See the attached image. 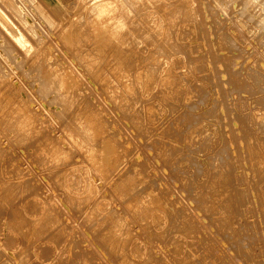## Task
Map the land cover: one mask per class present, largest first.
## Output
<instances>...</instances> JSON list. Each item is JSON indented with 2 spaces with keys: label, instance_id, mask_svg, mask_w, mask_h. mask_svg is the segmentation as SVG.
I'll list each match as a JSON object with an SVG mask.
<instances>
[{
  "label": "rangeland",
  "instance_id": "374dc122",
  "mask_svg": "<svg viewBox=\"0 0 264 264\" xmlns=\"http://www.w3.org/2000/svg\"><path fill=\"white\" fill-rule=\"evenodd\" d=\"M8 1L0 160L36 218L17 260L264 264V0Z\"/></svg>",
  "mask_w": 264,
  "mask_h": 264
},
{
  "label": "bare ground",
  "instance_id": "6f19581e",
  "mask_svg": "<svg viewBox=\"0 0 264 264\" xmlns=\"http://www.w3.org/2000/svg\"><path fill=\"white\" fill-rule=\"evenodd\" d=\"M115 1V0H114ZM130 1V0H129ZM5 2H9L8 0H5ZM120 3V2H119ZM118 5V4H117ZM108 7V6H107ZM117 7V6H116ZM119 8V7H117ZM123 8V7H122ZM1 15V14H0ZM1 18V17H0ZM1 22V21H0ZM109 22V21H108ZM2 24V23H1ZM5 24V22H4ZM3 24V25H4ZM109 24V23H108ZM99 25V22H98ZM8 26V25H7ZM95 28V26H94ZM93 28V29H94ZM111 28V27H110ZM114 28V27H113ZM7 29V28H6ZM12 30V28H9ZM108 29V28H107ZM112 30V29H111ZM125 30V29H124ZM109 31V30H108ZM107 31V32H108ZM13 32V31H12ZM106 30L104 26H100L98 28L97 26V30L95 31V39L96 42H103L104 40L106 41H110L112 40V38H109L106 36ZM130 33V32H129ZM108 34V33H107ZM119 34H125L122 32V28L119 27L117 29V35L119 37ZM111 35V34H110ZM116 35V36H117ZM124 36V35H123ZM105 38V39H104ZM115 38V36H114ZM117 38V37H116ZM121 38V37H120ZM119 43H123V37L122 39H120ZM126 38V37H125ZM124 38V39H125ZM114 40V39H113ZM94 41V40H93ZM97 42V43H98ZM114 41H111V43ZM95 43V41H94ZM93 43V45H94ZM108 43V42H107ZM110 43V42H109ZM125 44V43H124ZM98 46V45H97ZM100 46V45H99ZM103 46V45H102ZM116 46V44H115ZM105 47V46H103ZM109 47V46H108ZM114 47V46H113ZM124 47V46H123ZM110 49V48H109ZM123 50V48H120V50ZM125 49V48H124ZM113 50V49H112ZM115 50V47H114ZM117 50V49H116ZM119 52V51H118ZM116 53V52H115ZM121 53V51H120ZM139 75V74H137ZM139 76L136 77V79H138ZM71 80V78H67V81ZM78 139H74L73 138V142L75 144L78 145ZM101 145V147H100ZM98 146V148L100 147V149L97 150L98 155L95 157H92L91 154H89V156L86 158V161L89 162L90 164L96 166L99 162H108L110 160V158L115 154V145L113 144H108V143H102ZM79 158H77L78 160ZM4 159L2 158L0 160V204H2L5 209L3 211L0 212V215H3L2 217H4L3 222L0 226V253L3 256V259L0 258V264H25L23 262H19L17 259L21 256V252H20V245L21 242L26 238L25 235V231L24 228L27 227H31L33 228L35 226V222H36V218L34 216L33 213H31L34 217H25L22 216L21 213V206L23 205V199L21 197V195H19V188L17 187V194H12L8 191V188L5 186V182H4V170H5V161L3 163ZM79 161V160H78ZM76 163V162H75ZM238 166V165H237ZM115 173L118 174V178L124 174L127 173V168L121 169L120 170H116ZM4 176V177H3ZM113 176V175H112ZM105 184L107 185V182H104V186ZM134 193L131 192H126L123 195L116 197L117 200L121 201V200H125L127 201V205H128V201L131 200L133 198ZM213 200V199H212ZM118 204V203H117ZM212 206H214V201H211L210 203ZM8 208L9 210L7 211L6 208ZM119 205H121L119 203ZM118 206V205H117ZM149 211H151V209L149 208ZM12 223V224H10ZM7 225V227H6ZM12 233L14 234H18L20 236V238L18 239L17 245L13 246V241L12 239H17L16 236H13ZM32 234V232L30 233V235ZM12 238V239H11ZM31 245L30 247L33 249V255L32 257H35V251L38 248L37 243H33V240H31ZM40 245V244H39ZM39 264V263H38ZM41 264H47V263H41Z\"/></svg>",
  "mask_w": 264,
  "mask_h": 264
}]
</instances>
